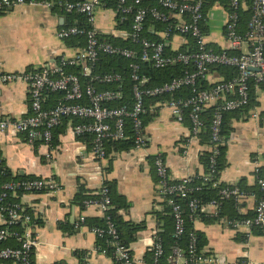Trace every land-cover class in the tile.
Segmentation results:
<instances>
[{
  "label": "built area",
  "instance_id": "built-area-1",
  "mask_svg": "<svg viewBox=\"0 0 264 264\" xmlns=\"http://www.w3.org/2000/svg\"><path fill=\"white\" fill-rule=\"evenodd\" d=\"M102 0H0V14L9 10L15 4L29 3L42 5L47 9H54L67 16L81 14L85 17L90 28L86 29L78 25L67 24L61 27L56 36L59 39H67L76 35L85 36V45L75 48L71 55H61L54 65H44L37 69L23 72H5L0 69V84L22 80L28 85L29 111L19 119L0 120V131L10 129L22 133L29 144L37 139L46 144L52 140V130L61 124L64 119H78L72 129L75 135H90L91 153L99 159L106 157L105 142L126 138V120L131 123L134 132V148L145 144L143 115L147 113L145 106L146 97H157L164 94H174L184 88L189 90L187 97H176L162 100L158 103L168 107L177 121H183L188 117L189 133L191 137H197L203 128L201 112L210 105H215L209 124L210 140L208 149L212 152L209 160V171L202 173L203 181L212 180L215 172L214 155L218 154V146L223 143L220 135L222 117L224 112L243 109L249 101L250 81L255 83V91H260V85L264 84V0H226L228 4L227 21L225 23V35L227 45L224 49L214 50L208 46L202 24L205 22V14L201 9L200 1L190 3L176 0H156L159 6H149L145 2L150 0H115L114 11L116 18L122 23L130 22L129 31L118 30V36L129 37L133 44L139 46V51L108 41L101 40V33L95 26L96 10L102 5ZM248 3L250 17L243 32L239 31V11ZM167 21L165 31L160 32L165 39L163 42H155L143 36L144 25L147 18ZM173 36H181L187 49L176 54H167L165 47ZM192 40V47H189ZM102 55L123 57L128 62L130 79L133 82L131 88V102H124L118 106L110 105L120 101L123 97L119 88L100 89L98 85H120L122 74L120 72H99L98 61ZM140 62H148L153 68L162 69L170 64L180 63L184 66L183 73L158 85L147 86L148 77L140 74ZM212 65H224L234 67L236 76L229 80L214 82L207 89H200L201 77L207 79L204 74ZM71 67H78L79 73L70 71ZM192 67V69H189ZM85 79V80H84ZM208 80V79H207ZM49 93H59L58 102L50 107L44 106L45 97ZM256 115V114H255ZM2 161L0 160V167ZM3 166V165H2ZM153 166L157 177L159 194L163 201L171 208L174 218V235L180 236L184 231V217L182 206L174 201V196L184 197L190 191L189 183L192 176L178 181L170 179L166 164L161 155L153 159ZM219 178L212 180V185L217 186ZM259 195L250 194L255 199L253 215L243 219L226 220V223L238 230L245 228L250 231L252 226H259L264 230V178H258ZM16 189L27 190V193L42 190L53 191L59 189L53 179L36 177L25 180L0 181V216L3 224H21L22 231H16L0 227V241L9 237L18 240L17 246H4L0 248V261H11L15 264H33L34 247L36 237L31 231L32 215L25 211L21 202L7 203L5 199L9 193H15ZM101 201L89 200L86 205H96L104 211L109 208L110 198L107 190L102 188ZM220 198L233 197L238 202L245 193L238 188L224 187L219 191ZM192 211L205 212L212 208L210 215H216L220 201L211 200L201 204L197 199H191L188 203ZM80 223L84 222L81 216ZM79 223L76 224L78 226ZM97 236L105 233L112 236L111 245L115 247L114 255L120 264H139L130 255L129 248L120 245L117 240V232L109 223L107 230L103 228H90ZM195 239L191 233L188 253L184 255L179 247H175L167 257L169 264H213V257L200 253H193ZM152 260L150 264H159L163 253L162 245L155 236L152 245ZM105 252L104 249L101 250ZM235 264H258L249 259H241Z\"/></svg>",
  "mask_w": 264,
  "mask_h": 264
},
{
  "label": "crops",
  "instance_id": "crops-1",
  "mask_svg": "<svg viewBox=\"0 0 264 264\" xmlns=\"http://www.w3.org/2000/svg\"><path fill=\"white\" fill-rule=\"evenodd\" d=\"M248 8L244 5L242 9ZM227 14L223 0H214L206 9L202 30L209 47L214 50L227 45ZM66 21L67 16L54 9L29 3L15 4L0 14V69L23 72L54 65L59 56L71 55L75 48L56 36ZM94 26L102 33L118 36L114 8L102 4L96 10ZM168 46L170 50H179L184 46L183 38L173 36ZM207 79L211 83L222 80L215 73H209ZM255 95L258 104L243 118L231 120L232 130L224 140L225 166L219 173V182L225 185L235 186L242 182L245 186H254L257 171H264V88L255 91ZM55 100L51 93L47 94L44 106H54ZM28 111L26 82L0 84V120L19 119ZM147 112L152 116L144 125V146L111 151L104 159L96 158L91 153L90 143L74 134L72 127L78 119H64L55 127L49 145L40 139L29 144L24 134L10 129L0 131V160L11 176L53 179L59 186L57 190L25 193L20 197V202L32 211V218L39 221L31 225L37 241L33 264H80L77 251L83 252L86 264H118L115 255L97 247L96 234L80 223L81 216L84 219L101 217L103 211L96 205L81 209L72 203L79 184L97 193L105 180H114L117 191L129 204L119 214L125 220L143 225L129 251L139 264H149L155 236L163 230L166 220L154 157H163L169 177L175 181L202 174L204 167L199 156L209 147L199 135L191 137L189 124L177 121L168 107L156 102ZM237 203L238 213L247 215L253 212L255 199L244 194ZM211 210L208 207L204 213L210 216ZM193 228L203 233L206 244L202 251L215 259L213 264H235L241 259L264 264V234H253L245 228L234 230L224 217L213 221L197 217L193 220ZM244 233L247 237L240 241L238 235Z\"/></svg>",
  "mask_w": 264,
  "mask_h": 264
},
{
  "label": "trees",
  "instance_id": "trees-1",
  "mask_svg": "<svg viewBox=\"0 0 264 264\" xmlns=\"http://www.w3.org/2000/svg\"><path fill=\"white\" fill-rule=\"evenodd\" d=\"M131 1V0H130ZM178 2L187 1L190 3H194L196 1H200L201 3V9L204 14H206V9L214 2V0H176ZM226 2V6L228 8V4L226 0H223ZM102 4H105V6H111L115 7L116 1L115 0H102ZM248 1L247 4L248 5ZM145 4L149 6H159L158 2L156 0H150L145 2ZM249 7V6H248ZM243 8V7H242ZM240 9L239 11V31L243 32L246 28V24L248 22V19L250 17V9ZM117 21V29L119 30H126L129 31L130 22L124 21L120 22L118 17L116 18ZM167 21H159L154 20L150 17L147 18L146 23L144 25L143 30V36L147 39H150L155 42H163L165 40H168L163 38L160 35V32L165 31V29L168 26ZM67 24H74L78 25L83 28H90V25L86 22V19L81 14H70L67 15V21L65 23ZM98 37L101 40L108 41L112 44L132 48L137 51H139V46L137 44H133L129 37H121V36H114L112 34H106V33H99ZM85 36L84 35H76L67 39H64L69 47L74 48H82L85 45ZM192 40H189V47L192 46ZM209 46V45H208ZM187 49V45L182 46L179 50H170L169 46L167 45L165 47V51L167 54H176L178 51H183ZM220 50V49H217ZM139 61V60H138ZM129 60L119 57V56H108V55H102L101 58L98 61V71L99 72H120L122 74V81L120 82V85H98L100 89H106V88H119L122 91L123 97L120 101L113 102L110 105L118 106L124 102H131L132 94H131V88L133 85L132 80L130 79V70L128 67ZM140 74H144L148 77L147 86H153L161 84L165 81L170 80L171 78L175 76H179L183 73L184 66L180 63L176 64H170L165 68L162 69H156L153 68L150 63L148 62H140ZM189 69H192V67H189ZM70 71H73L75 73H79L78 67H71ZM209 73H215L218 76L221 77L222 80L226 81L234 76H236L237 71L234 67L224 66V65H212L210 66L207 71L204 73L208 75ZM85 80V79H84ZM215 83L208 82L207 79L204 77L199 80V87L200 89H207L208 87L212 86ZM260 87L264 88V84L260 85ZM52 96L57 100L58 102L60 98L59 93H51ZM189 95V90L187 88H184L183 90L174 93V94H164L162 96L157 97H146L145 98V106L148 108L151 105H154V103L159 101H164L168 99H173L176 97H187ZM249 101L248 104L240 110H234L229 112H224L222 117V123H221V130L220 135L223 138L221 143L218 146L219 153L214 155L215 159V172L211 175L212 180H215L216 178H219V173L225 166V145L224 140L229 134V132L232 130L231 127V120L233 118L240 119L243 118V116L246 114V112L258 104L256 101V95H255V83L253 81H250L249 85ZM215 105H210L204 109V111L201 112V118L203 121V128L199 132V136L201 137L202 141L205 143H209L210 140V133H209V124L211 122L212 118V112ZM150 116L152 114L145 113L143 115V125H146V123L149 121ZM183 121H185L187 124H190L188 117L185 115L183 118ZM78 122V121H76ZM75 122V123H76ZM56 133V132H55ZM126 138L120 139V140H109L106 141L105 146V152L106 156H108V153L111 151H121V150H128L134 147V132L131 128V123L129 120H126ZM88 144L91 145L92 137L90 135H84L82 137ZM212 155L211 151H203L200 156V162L204 167V173H207L210 169L209 167V160ZM3 165V164H2ZM0 167V181H15V180H25V179H32L36 177H28V176H11L10 172L7 168L4 167V165ZM258 178H264V171L259 169L257 171V178H256V185L254 186H245L240 182L239 184L232 186V185H225L221 182L218 183L217 186L212 185V180L209 181H203L201 174H195L192 175V180L189 183L190 191L187 193L186 196L180 197V196H174V201L179 203L182 206L183 210V217H184V231L180 236L174 235V218L171 213V208L168 204L165 202V209L164 212L165 215V222L162 226L163 230H160L157 232L156 237L159 239L162 248L163 253L159 259V264H169L167 261V257L171 254L172 250L175 247H179L184 255H187L188 253V246L191 239V233L194 236L195 243L193 248V253L198 254L200 251L204 248L206 244V239L203 235V233L194 230L193 228V220L197 217H200L202 219H210L211 221L216 220L218 218L224 217L226 220H234V219H243L246 217H250L253 215V212L251 214L243 215L238 213V203L234 200L233 197L230 198H220L219 191L220 189L224 187L233 188L236 187L243 193L247 194H255L256 196L259 195V188L257 184ZM178 181V180H175ZM102 188H105L107 190L106 194L110 198V205L109 208L103 211V215L101 217H93V218H85L83 224L86 225L88 228H103L107 230L108 224L111 223L116 232H117V238L115 240L118 241L120 245H123L125 247L130 246V244L135 240L136 235L139 230L143 228V225L134 223L129 220H125L121 214H119V211L122 209H126L128 207V202L125 199L123 195H121L116 188V182L114 180H105L103 181V185L101 189L97 193H92L88 189L85 188L83 184L78 185L77 192L75 196L73 197L72 203L75 205H78L81 209H84L87 205L86 202L89 200H97L101 201L103 198V193L101 192ZM27 193V190L24 189H16L15 193H9L7 195V198L5 199V202L13 203V202H20V197ZM197 199L199 203L206 204L211 200H219L220 206L218 213L216 215H207L206 213L202 211H192L188 203L191 199ZM25 206V205H24ZM25 211L29 214L32 213V211L25 206ZM32 215V214H31ZM32 222L38 223L39 221L35 218H32ZM62 225V224H61ZM7 227L11 230L16 231H22L23 226L21 224H2L0 227ZM62 227V226H61ZM250 233L253 234H264L263 228L259 226H252L250 228ZM97 236V235H96ZM238 239L240 241H244L246 239V234H239ZM112 240V236L108 233H105L102 237L97 236L96 245L97 247L102 250L104 249L105 252L109 255H114L115 247L111 245L110 241ZM18 240L15 237H9L4 241H0V248L4 246H17ZM130 252V251H129ZM77 255L81 258L80 264H86L84 261V254L81 251H77ZM205 255L207 253L203 252ZM82 254V255H81ZM153 251L151 249L150 255H149V264L152 260ZM34 259V255H33ZM11 261H0V264L8 263ZM62 264V263H57ZM118 264L120 262L118 261Z\"/></svg>",
  "mask_w": 264,
  "mask_h": 264
}]
</instances>
